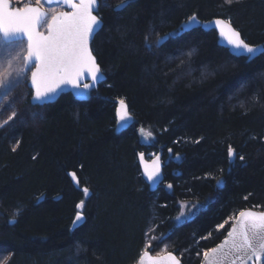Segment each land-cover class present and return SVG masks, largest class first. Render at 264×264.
<instances>
[{
	"label": "trees",
	"instance_id": "16d2710c",
	"mask_svg": "<svg viewBox=\"0 0 264 264\" xmlns=\"http://www.w3.org/2000/svg\"><path fill=\"white\" fill-rule=\"evenodd\" d=\"M108 3L92 43L107 79L91 98L63 94L32 106L29 90L26 115L0 128V264H135L146 232L164 237L152 241V254L167 245L184 264H199L230 228L216 225L242 209L264 211V55L231 54L214 29L180 30L193 13L230 17L246 42L262 44L264 0H132L123 11L114 9L120 0ZM120 98L132 115L124 128ZM229 144L245 161L229 162ZM141 152L163 154L162 183L144 178ZM81 199L85 222L73 229ZM181 203L198 208L178 224Z\"/></svg>",
	"mask_w": 264,
	"mask_h": 264
},
{
	"label": "snow or ice",
	"instance_id": "6c2138e0",
	"mask_svg": "<svg viewBox=\"0 0 264 264\" xmlns=\"http://www.w3.org/2000/svg\"><path fill=\"white\" fill-rule=\"evenodd\" d=\"M131 2L132 0H120V3L115 5V10L123 11ZM239 2L240 0H223L227 6ZM14 4H22V6H14ZM45 4L66 6L70 10H58L57 7L45 8ZM101 6L111 7L108 0H34V3L31 0L28 2L0 0V35L6 42L16 45L15 51L6 49L7 59L0 63V89L5 90L2 99L8 101L13 87L27 78L26 74H30L32 100L37 106H43L45 102L50 101L65 85L81 90L94 88L102 79L100 65L91 47L95 34L103 27L101 17L96 14ZM196 26L214 28L218 36L226 41L231 54L235 56L251 58L257 54L264 55V47L246 42L241 32L233 26L230 17H215L211 21L202 23L197 14L193 13L182 23L181 32L192 30ZM176 35L177 33L173 32L158 37L155 44L159 47ZM149 40L150 37L146 35L145 46L151 50L153 45ZM89 79L92 83L85 82ZM116 114L118 126L121 128L131 121L132 115L125 99L118 100ZM37 115L34 113L33 118ZM16 117L17 112L13 108L7 119L0 123V128L8 125ZM139 132L145 141L152 138V133L146 132L144 128H140ZM17 147L19 141L12 147V151H16ZM168 152L171 153L172 149L169 148ZM138 155L146 180L152 184L159 183L162 175L160 156L151 154L152 158L149 162L145 160L143 152ZM227 157L230 163L237 159L241 162L245 161V156L239 154L231 144L227 146ZM223 171L220 169L221 174ZM67 175L85 198L91 195L87 186H80L81 180L76 171H70ZM212 178L216 180L218 187L223 186L222 179ZM166 187L172 189L173 185L167 184ZM244 199L247 200V197ZM180 207L181 209L198 208L195 204L186 203H181ZM84 208L85 200L81 199L76 205L73 228L79 227L85 221ZM19 214L20 210L17 209L14 217ZM193 214L190 211L186 215L181 211L175 219L177 222H182V217L187 220ZM9 222L14 224L16 220L13 218ZM229 224L226 238L216 247L202 252L204 264H249V261H253V264L256 262L264 264V211L242 209L216 225V229L223 230ZM145 237L144 247L140 250L135 264H181L180 259L173 252L168 251L167 245H164L156 256L149 251L152 241H162L163 236H151L146 232Z\"/></svg>",
	"mask_w": 264,
	"mask_h": 264
},
{
	"label": "rangeland",
	"instance_id": "374dc122",
	"mask_svg": "<svg viewBox=\"0 0 264 264\" xmlns=\"http://www.w3.org/2000/svg\"><path fill=\"white\" fill-rule=\"evenodd\" d=\"M25 1V0H24ZM45 8H51V7H57L58 10H63L64 7L63 6H58V5H44ZM43 30V29H42ZM6 49H11L12 51L16 50V45L14 43H6L2 40L1 36H0V63H3L6 59H7V52ZM29 75L30 74H26L25 79L21 80L20 84L18 86H14L12 89V95L9 97L8 101H4L2 99L4 91L3 89H0V123H2L5 119H7V117L11 114V110L14 108L15 111L17 112V117L15 119H17L18 117H23L26 115V110L25 112L21 111L20 107L23 104L22 102L24 101V97L26 95V93L29 91V88L27 86L28 80H29ZM11 79V78H9ZM11 105V107L9 106ZM14 119V120H15ZM13 120V121H14ZM132 121V119H131ZM130 121V122H131ZM12 121H10L9 123H11ZM147 131H149L148 129L144 128ZM142 138V136H141ZM143 141H145L142 138ZM149 140H151V138H149ZM147 140V142L149 141ZM182 211L185 212V214L187 215L189 213V211H193V210H189L187 208H183ZM182 222L185 220L183 217L181 218ZM182 222H177L178 224L182 223Z\"/></svg>",
	"mask_w": 264,
	"mask_h": 264
},
{
	"label": "water",
	"instance_id": "95a60500",
	"mask_svg": "<svg viewBox=\"0 0 264 264\" xmlns=\"http://www.w3.org/2000/svg\"><path fill=\"white\" fill-rule=\"evenodd\" d=\"M65 9H64V11H68V10H70V9H68L66 6H63ZM115 9V8H114ZM99 12V11H98ZM98 12L96 13L97 15H98ZM102 20V19H101ZM211 20H213V19H211ZM211 20H208V21H211ZM201 21V20H200ZM208 21H201L202 23L203 22H208ZM103 20H102V25H103ZM182 25V24H181ZM197 27H199V26H196V27H194V29L195 28H197ZM202 27V26H201ZM204 28V27H203ZM205 29H214V28H205ZM101 29H99L98 31H97V33L100 31ZM180 30H181V27H180ZM193 30V29H192ZM189 31H191V30H189ZM184 32H188V31H184ZM96 33V34H97ZM96 34H95V36H96ZM95 36H94V38H95ZM1 38L3 39V41H5L4 40V38H3V36L1 35ZM94 40V39H93ZM6 42V41H5ZM6 43H9V42H6ZM92 43H93V41L91 42V47H92ZM220 43L222 44V45H224L225 47H227V48H229V46L227 45V43H226V41L224 40V39H222V38H220ZM256 46H258V47H264V43H262V44H259V45H256ZM230 49V48H229ZM231 51V50H230ZM93 54H94V52H93ZM95 55V54H94ZM259 54H257L256 56H258ZM96 56V55H95ZM256 56H254V57H256ZM247 57V56H246ZM97 58V57H96ZM97 63L99 64V62H98V59H97ZM100 65V64H99ZM100 68H101V66H100ZM101 71H102V79L100 80V81H98L97 83H96V86L94 87V88H92V89H89V90H81V89H74V88H72L71 86H68V85H65V86H62V90L61 91H58L52 98H51V100L50 101H48V102H45V104L44 105H47V104H50V103H54V102H56L63 94H71L76 100H78V101H85V100H89L90 98H91V95H92V92L94 91V90H97L98 88H99V86L107 79V77H106V74L103 72V70H102V68H101ZM85 82H87V83H92V81L89 79V80H86ZM27 86H28V88L32 91V88H31V83H30V75H29V80H28V83H27ZM118 100L119 99H117L116 100V102H117V104H118ZM31 104L32 105H35L34 104V101L32 100V96H31ZM130 124V121L127 123V125L126 126H128ZM125 126V127H126ZM121 128V127H120ZM124 128V127H123ZM157 155H159L160 156V158H161V163H162V175H161V180H160V182L159 183H156V184H152V183H150L151 185H153V186H156V185H158V184H160V183H162L163 182V180H164V173H163V170H164V160H163V154L160 152V153H158ZM145 160L146 161H149L150 162V160L149 159H147L146 158V156H145ZM234 162V161H233ZM139 163H140V166H141V170H142V173H143V166L141 165V162H140V160H139ZM143 176H144V174H143ZM144 178L146 179V177L144 176ZM248 209H251V208H248ZM251 210H253V211H256V212H260L259 210H256V209H251ZM85 222V221H84ZM83 222V223H84ZM82 223V224H83ZM81 224V225H82ZM73 228V227H72ZM73 229H75V228H73ZM227 236V235H226ZM226 236L225 237H223L222 239H221V241L218 243V244H216L215 246H213V247H211V248H214V247H216L217 245H219L225 238H226ZM229 239H231V238H229ZM210 248V249H211ZM226 250V249H225ZM166 254V253H165ZM175 254V253H174ZM153 256H156L155 254H152ZM176 255V254H175ZM177 256V255H176ZM178 257V256H177ZM179 258V257H178ZM180 259V258H179ZM180 261H181V264H183V262H182V260L180 259ZM200 264H204V261H203V259H202V261L200 262ZM249 264H253V261H249ZM256 264H259V262H256Z\"/></svg>",
	"mask_w": 264,
	"mask_h": 264
},
{
	"label": "flooded vegetation",
	"instance_id": "af4514ba",
	"mask_svg": "<svg viewBox=\"0 0 264 264\" xmlns=\"http://www.w3.org/2000/svg\"><path fill=\"white\" fill-rule=\"evenodd\" d=\"M24 2H28V0H25ZM31 2L32 3H34V0H31ZM14 6H22V4H14ZM65 9V8H64ZM63 9V10H64ZM210 249V248H209ZM181 259V258H180ZM203 259V258H202ZM182 260V259H181ZM202 261V260H201ZM182 262H183V260H182ZM183 264H184V262H183ZM200 264V263H199Z\"/></svg>",
	"mask_w": 264,
	"mask_h": 264
},
{
	"label": "bare ground",
	"instance_id": "6f19581e",
	"mask_svg": "<svg viewBox=\"0 0 264 264\" xmlns=\"http://www.w3.org/2000/svg\"><path fill=\"white\" fill-rule=\"evenodd\" d=\"M30 104H31V98H30ZM32 105V104H31ZM32 106H37V105H32ZM44 106V105H43Z\"/></svg>",
	"mask_w": 264,
	"mask_h": 264
}]
</instances>
